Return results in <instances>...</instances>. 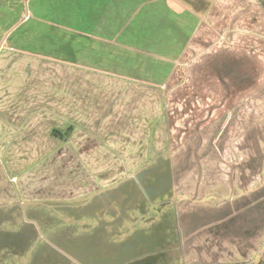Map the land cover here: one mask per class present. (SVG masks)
Instances as JSON below:
<instances>
[{"label": "rangeland", "instance_id": "obj_1", "mask_svg": "<svg viewBox=\"0 0 264 264\" xmlns=\"http://www.w3.org/2000/svg\"><path fill=\"white\" fill-rule=\"evenodd\" d=\"M71 1L69 3H84V0ZM88 2L92 11L75 4L67 5L71 6L65 16L68 22H62L87 33L80 42L84 51H78V58L82 60L85 55L89 59L86 62L97 65V70L118 73V69L111 68H120L127 62L132 53L126 52V47H135L133 43L139 42L141 72L138 77L142 80H127L117 74L105 76L78 65L14 50L0 53V111L10 114L18 110L15 105L18 98L23 108L29 109L34 101L37 102L34 98L23 104L26 103L24 97L30 94L39 101L49 102L57 94V88L61 89L60 95L69 93L72 97L60 101V105L67 108L62 107L56 111L57 115L44 119L43 148L35 150L32 142L29 150L24 151L30 155L27 163L31 170L26 178L29 192L26 195L22 191V194L27 197L33 194L34 180L39 178L43 183L42 194L40 192L36 200L18 202L14 213L0 215L8 221L3 225L5 230H0V264H264V82L251 87V100L245 103L234 98L231 102L227 98L225 101L228 82L222 77L227 75L214 70L213 62L204 61L211 51L228 46L226 29L233 19H238L237 35L249 34L251 27L256 28L261 23L255 1H232L229 5L219 4L217 0ZM61 3L68 2L0 0V39L28 14V20L20 23V31L26 32V36L14 38L8 45H21L30 52L46 48L41 32L57 27L46 22L45 28L37 17H58L49 13L48 4H55L57 9ZM220 6L224 8L218 12ZM93 8L102 13L99 21L94 18ZM244 19L248 21L246 27L241 26ZM1 45L6 46L5 41ZM256 56L260 58L253 54L254 58ZM220 61L230 62L228 59ZM148 62L154 63L149 69ZM144 63H147L146 69ZM35 64L38 69H33ZM100 77L109 81L96 82ZM62 79H66L65 87L61 86ZM166 79L165 84H152L155 80L163 83ZM131 97L134 102L129 101ZM78 99L90 102V112L66 114L74 100L78 105ZM130 109L132 121L128 119ZM244 109L251 114V120L238 129L228 128L230 121L226 118V110ZM192 110H204L205 117L212 116L209 118L211 124L200 126L197 133L182 132L179 139L182 113L188 111L191 117ZM105 114L107 118H103ZM111 116L112 120H119L117 123L126 117L131 121V131H139L141 137L152 119L156 123L157 137L165 136L167 143L171 131L175 165H170L168 171L171 194L164 191L167 183L158 182L159 191L152 193V198L140 195L132 200L135 208L130 209L129 220L122 225L101 226L105 230L102 231L97 221H110L107 211L114 209L106 211V204L96 203L89 206L85 214L83 210L68 213L61 208L66 202L58 200L57 196L67 201L70 193H83V182L89 178L87 172L107 178L108 181L101 183L108 185L112 177L120 179L121 175L148 172L144 170L153 168L150 165L159 157H153L145 165H127L128 162L121 163L127 150L96 151L106 154L101 155V165L99 162L93 165V160L88 162L87 159H98L99 155H94L92 149L53 147L50 136L44 133H47L48 123H59L69 117L79 123L73 139L76 142L83 129L93 133V137L97 131L107 130L112 125ZM33 136V132L27 134L32 141ZM155 145L159 147L156 151L163 147L159 139ZM39 151L42 155L35 157V152ZM17 157L18 154L12 156L14 163L18 162ZM166 157H169L168 151L162 159ZM79 158L87 160V165L78 163ZM149 173L154 175L153 169ZM9 175L19 176L15 171ZM143 179L146 178H142V186L146 185ZM120 189L104 198L103 203L114 207L112 203L120 198ZM79 196L76 200L82 201L83 196ZM15 199L13 197L12 201ZM40 213L42 219L38 217ZM71 237L75 240L68 241ZM105 237L107 243L101 239ZM116 253H119L117 257Z\"/></svg>", "mask_w": 264, "mask_h": 264}, {"label": "crops", "instance_id": "obj_2", "mask_svg": "<svg viewBox=\"0 0 264 264\" xmlns=\"http://www.w3.org/2000/svg\"><path fill=\"white\" fill-rule=\"evenodd\" d=\"M27 1V0H26ZM61 1H67L68 3H61V7L55 9V4H48L50 5L51 9L49 10V13L54 16L57 15L58 17H50L45 18L44 16H38L37 19L42 23L45 24L46 22H51L53 25H55L57 28H47L45 32H41L43 41L46 43V48H41L39 52H30L25 50L21 45L20 46H11L8 45L14 38H21V35L24 37L26 36V32L20 31L21 24L26 21L28 18V14L20 20V22L16 25L17 27L15 29L9 28L7 31V35L2 39H0V44L5 41L6 46H0V53L13 50L15 52H21V53H29L33 55H38L41 57L46 58H52L57 61H61L63 63H67L73 66H81L83 68H86V70H93L94 72L104 74L105 76L108 75H120L122 78H125L127 80H135L140 81V77L138 75L141 72V69L139 68L140 63L139 55L140 51L136 46L132 47H126V52H131L132 54L129 55V60L125 62L120 68H111V70H119L120 72H113L110 73L102 70H97L98 66L93 65L90 63H87L86 60H89L85 55L83 56V59H79L78 56L80 55L78 51H84L83 45H81V40L85 39L84 36L87 35L83 30L76 29L71 26H65L62 22L67 21L66 12L69 13V10L71 6L67 5H78L80 7H83L85 9L91 10L92 7L90 5V2L88 0H84L83 5L79 3H69L72 2L71 0H60ZM219 4L223 2L226 5L232 4V1L240 2V3H246L247 1L250 2L251 0H217ZM255 1L256 8L260 11L261 16V23L255 27H251L249 29V34L244 35H237L235 34L238 29V25H236L237 18L233 19L231 23L228 25L227 32L229 33L228 37V46L225 48L215 49L214 51H211L206 60H204L206 63L209 60V63L213 62L211 65L214 68V70L219 71V74L221 75H227V77H222L223 80L228 82L227 85V94L224 96L225 101L226 98L229 99L228 102H231V99H235L238 101L246 102L248 100H251V87L261 84L264 82V62L262 59L263 52H264V0H252ZM150 5V4H149ZM148 5V6H149ZM224 8L223 6H220L218 12ZM96 17V21L100 20L98 17L102 14L101 11H98L97 8H93ZM41 14V13H40ZM186 14V13H185ZM136 16V14H135ZM31 18V17H30ZM29 18V19H30ZM93 18V19H94ZM24 20V21H23ZM28 20V19H27ZM69 20V19H68ZM23 21V22H22ZM21 23V24H20ZM118 22L115 24V28H117ZM248 24L247 20H242L243 27H246ZM21 25V26H20ZM18 26H20L18 28ZM59 26H64L67 28L61 29ZM238 26V27H236ZM241 27V28H243ZM46 28V24H45ZM40 35V36H41ZM123 37V31H121L120 38ZM74 39L76 40V46H74ZM73 51H70V49ZM124 49V47H122ZM125 51V50H124ZM83 54V53H82ZM89 55H92V53H88ZM207 54V53H206ZM253 54L258 55L254 58ZM249 55V56H248ZM210 58V59H209ZM228 59V64L221 63L220 60ZM205 63V64H206ZM208 63V64H209ZM152 64L148 62L147 69L151 68ZM206 64V65H208ZM150 65V66H149ZM205 65V66H206ZM42 66V65H41ZM147 63H144L143 68L146 69ZM222 66V68H220ZM33 69H38V65L35 64ZM205 69V68H204ZM259 72V74H258ZM218 73V72H217ZM193 74V72L190 69V77ZM207 78V74H204ZM106 81L108 82V78L100 77L97 79L96 82L99 81ZM142 80V79H141ZM214 80V78H213ZM114 81V80H113ZM111 82L114 84V82ZM163 83H157L155 80L152 84H165ZM26 88H29L27 85L24 84ZM61 86H66V79H62ZM30 89V88H29ZM56 89V88H55ZM64 90V88H62ZM248 90V91H247ZM230 91V92H229ZM57 94L53 95V100L50 98L49 102L46 100L39 101L36 96L27 95L24 97V101L27 104L28 101H34V98L36 101H34V105L31 106L29 109H24L23 106L20 103L19 98L16 99L18 102H16V106L18 105V110L15 112H4L0 111V215L4 214H10L14 213V211L18 208V202L19 204H23L25 201L30 200H36L37 197L40 196V192L42 194L41 188H43V183L41 181V178L34 180L35 187L32 188L33 194H30L27 196H24L22 194L25 193L26 195L29 192V189L27 187V174L28 171L31 170L28 169V160L30 158V155L24 151L29 150V145L32 144V142L35 144V150H40L43 148L42 145V127H43V121L44 119H49L51 117H54L57 110L62 109V107L67 108L66 105H60V101L65 102L69 98H72L69 93H63L60 95L61 89L57 88L55 90ZM241 92H244L241 94ZM231 93V94H230ZM239 94V95H238ZM129 97V96H128ZM129 100L130 102H134V99ZM201 101L203 102L204 99L202 98ZM75 100L73 103L70 104V109L66 111V114H70L72 112L74 113H85L90 112L91 104L90 102L86 101L85 99H78V105L76 106ZM15 102H13L14 104ZM167 112H171L170 110H166ZM194 112H190L192 114L191 117H189L188 111H183L181 121L179 122L180 126V132L177 133L178 138H182L181 134H190V133H197L196 129H199L200 126L209 125L211 122L209 121V118L212 116H209V118L204 116V110L198 111V110H192ZM210 111V110H209ZM65 114V115H66ZM168 114V113H167ZM226 118L230 121L228 124V128L232 129H238L240 126H245V122L251 120V114H248L246 110L243 111H235L226 110ZM64 115V116H65ZM133 111L130 109L128 113V119L132 118ZM108 116L105 114L103 118H107ZM169 117V116H168ZM13 118V119H12ZM207 118V119H206ZM128 119L126 117H122L121 123H117L118 121L114 119L112 120V116L110 120H112V125L110 124L109 128L107 130H104L103 132L97 131L95 134V137L92 136L93 133L90 131L84 130L82 132V135L80 139L76 142H74L75 135L77 133V130H75L77 127L76 124H79L76 120H72L69 117L63 118L62 122L55 123H48V129L47 134L50 136V144H52L53 147H59V145L70 147L71 149H79V150H87L92 149L94 155H99L98 159L92 157L88 158V162L90 160H93V165H96L97 162H99V165L102 164V157L101 155L104 154H98L96 151H108V150H116L117 151H124L127 150V154L122 157L123 161L121 163L128 162L127 165H145L148 160H151L154 158H158L157 161H155L152 165L151 163L148 164V166H152L153 168H148L145 171L148 170L146 173H138L137 175H121L120 179H116L117 177H112L111 184L105 185L102 184L103 182H106L107 178L99 177L98 175H91V173H88L89 178L85 179L84 186V192H80L79 194L83 196L82 201H77L76 198L80 197L79 194H76L78 192L70 193L69 199L67 201L62 196H57L58 200H63V203L61 205V208H63V211H67L68 213H79V211L86 213V210L89 206L92 204H100L105 205L106 204V211L107 209H114L111 211H107L108 215L111 216L110 221H103L100 222L97 221L101 226L110 227L114 224L122 225L124 221L127 219H130L129 211L130 209H134V202L132 200L134 198H138L140 195H143L145 198H150V196L147 193V190H149L150 194H154L157 186L154 188H149V184L154 181H169L171 182V175L168 173L170 169V165H175L173 162V142H171V131L168 132V143L166 142L165 136L159 138L156 135V123L154 124V119L152 124L150 123L149 127L145 129L143 132L144 136H140V132H132L130 128L132 124L131 121L134 120L131 119L130 122H128ZM206 119V120H205ZM81 120V119H80ZM183 122V123H182ZM115 123H117L116 128ZM213 123V121H212ZM183 126H182V125ZM233 124V125H232ZM181 127H183L184 130H181ZM29 128V129H28ZM98 129V128H97ZM86 131V132H85ZM29 132H33L35 136H33V141L29 140L27 138V134ZM115 132V133H114ZM236 132V131H235ZM81 134V133H80ZM159 139L161 141V145L163 147H160L161 149L158 151L156 144V140ZM186 140V137H185ZM154 141V142H153ZM163 141V144H162ZM79 143L80 146H75ZM182 143V142H181ZM72 144V145H71ZM166 146V147H165ZM167 148V149H166ZM134 149V153L132 155V150ZM18 151V152H17ZM131 151V153H129ZM166 151H168L169 157H166L165 159H162V155H165ZM165 152V153H164ZM170 152V153H169ZM164 153V154H163ZM16 154L19 155V158L17 157V163L13 162L12 156H16ZM42 155V152H35V157H40ZM22 156V158H20ZM80 157V155H79ZM117 159L119 158V155L116 156ZM125 157H128L127 160H124ZM84 159L79 158L78 163L85 166L87 165ZM156 160V159H155ZM151 162V161H150ZM203 160L201 158L200 163H202ZM39 161H37V164ZM91 165V164H90ZM162 167V169H161ZM164 167V168H163ZM87 171V169L84 167ZM151 175L149 173L152 172ZM164 169V170H163ZM15 171L19 174L18 177L9 175L10 172ZM131 175V176H130ZM158 176V178H157ZM162 176V177H161ZM143 181H146V185L142 186V178ZM156 177V178H154ZM163 178V179H161ZM157 179V180H156ZM102 182V183H101ZM172 185V184H171ZM25 187V188H24ZM116 188V190H114ZM121 188V189H120ZM113 189V190H112ZM118 189L121 190V196L116 201L113 202L112 205L114 207L108 206L107 202L103 203V199L107 198L109 194H112L113 192L117 191ZM39 190V191H38ZM171 190V187H170ZM71 192V191H70ZM76 194V195H75ZM171 194V191H170ZM169 195V194H168ZM15 197V202L12 201V198ZM165 197V196H163ZM75 199V200H74ZM8 200V201H7ZM21 201V202H20ZM24 201V202H23ZM69 201V202H68ZM95 201V202H92ZM13 202L15 203L13 205ZM132 202V203H131ZM5 204H9V206H6ZM12 204V205H11ZM34 206V205H33ZM27 209V208H26ZM99 211H101V208H99ZM39 219H42V213L38 216ZM6 217L0 216V230H5V227L3 226L5 223H8L6 221ZM41 221V220H39ZM43 221V220H42ZM105 227V228H106ZM102 231H105L104 228L101 227ZM107 232V231H106ZM6 234V233H3ZM70 239H74L75 237H71L67 239L68 241ZM104 242H108V239L101 238ZM52 242V241H51ZM120 246V245H119ZM119 246H116L117 248ZM119 255V253H116V257ZM34 257V256H33ZM35 260V259H34Z\"/></svg>", "mask_w": 264, "mask_h": 264}, {"label": "flooded vegetation", "instance_id": "obj_3", "mask_svg": "<svg viewBox=\"0 0 264 264\" xmlns=\"http://www.w3.org/2000/svg\"><path fill=\"white\" fill-rule=\"evenodd\" d=\"M162 177V176H161ZM156 178V177H155ZM157 178H158V176H157ZM161 179H163V178H161ZM157 180V179H156ZM159 181L157 180V181H154V183L152 182V183H150L149 184V188L151 189V187L152 188H154L155 186H157V183H158ZM160 182H164V183H167L168 185H167V187L164 189V191H166L165 193H167V195L168 194H170V182L167 180V181H160ZM158 187V186H157ZM155 191H159L158 190V188H156V190ZM147 193H148V195L150 196V198H152L153 197V194H150L151 193V191H150V193H149V190H147ZM155 193V192H154ZM166 195V196H167Z\"/></svg>", "mask_w": 264, "mask_h": 264}, {"label": "trees", "instance_id": "obj_4", "mask_svg": "<svg viewBox=\"0 0 264 264\" xmlns=\"http://www.w3.org/2000/svg\"><path fill=\"white\" fill-rule=\"evenodd\" d=\"M138 43H139V42L133 43V45H135V46L137 47Z\"/></svg>", "mask_w": 264, "mask_h": 264}]
</instances>
